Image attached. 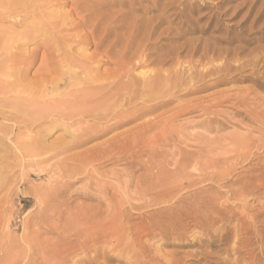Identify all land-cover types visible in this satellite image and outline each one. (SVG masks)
Here are the masks:
<instances>
[{
  "label": "bare ground",
  "instance_id": "obj_1",
  "mask_svg": "<svg viewBox=\"0 0 264 264\" xmlns=\"http://www.w3.org/2000/svg\"><path fill=\"white\" fill-rule=\"evenodd\" d=\"M56 1L58 4V2L63 0H15L14 3L12 2L13 3V5L11 6V8L13 9L12 11L14 12L20 11V12H17L19 13V15H17L15 28L12 29L9 28L5 30V29H1L0 27V46L4 47L5 44L11 43V46L16 49V52L11 53L12 55L10 56L1 55L0 57L3 61L0 62L3 63L4 60L6 59L5 60L7 61L6 69L10 68L9 77H11L12 80L15 78V81L13 83H9L8 80L3 82L2 80L3 77L2 76L0 77L1 78L0 80L2 81V84L0 82V96H2L3 98L2 99L0 97L1 100L2 101L6 100L4 101V104L6 103L7 105H12L10 110L14 112L13 114H15L17 118L20 120V122H23L26 127L28 128L38 127L40 129V134H41V131L42 132L53 131L56 130L58 126H61L65 129L66 132H68L71 135L74 141L79 142L80 144L81 143L84 144L85 142L88 141L92 142L99 139H100L99 141H102L101 139L111 131L113 132L118 131L122 127H126V125H130L133 122L140 121L141 123L135 126V128L128 130L127 132L120 133L119 135H113V137L111 136L112 138L109 137L110 139L106 141L104 144H102V142H99L100 143L99 146L100 145L101 146L98 148L96 147L98 146L97 144L95 146L96 148H94L93 145L94 150H92L89 153L87 150L88 154L83 153L84 155H88V156L84 157V155H82V157L84 158L80 157L81 159L72 160L78 163V165H76L74 169H72L73 173L74 172L77 173L82 170H84L83 171L84 173H87V169H89L88 168L89 166L95 167L94 163L97 162L101 163V161L102 162L104 161L105 163L112 162L116 158H117L116 160H119V162L121 159V162L123 163L127 162L128 160L130 161L139 160L140 161L139 164L142 167H144L146 171L150 173L147 178H144V180H141L139 179L140 177H138V181L140 185L144 184V189L142 190H144V192L147 193L146 195H148L147 197L149 199L150 206L160 207L163 205H167L168 207L169 204L179 205V203L182 202V196L180 192H182L184 188L179 189V186L182 187L184 182H188V184L191 182V179L193 178L194 175L188 171L190 168H192L196 173L201 171L202 173H204L210 168L216 166L217 164L219 163L221 164L222 159L220 158L210 159L208 157L209 154H214L215 152H219V151H225L226 153L230 154L232 157L239 158L240 156L245 155L244 151L248 148L246 138L242 136H234L228 138L226 140L227 141L226 143H221L214 140L211 146L198 145L192 152H184L179 150L177 154L176 153L174 154L176 160L173 163L172 170L166 168L167 165L166 162L159 164L154 163L157 156H159L160 153H162L161 152L162 148H166L171 145H174L178 141V139L182 136V132H180L177 129V121L182 116L191 114L193 111H201L207 116L212 117L208 120L209 123H213L219 127L221 123L219 120L215 119V117L221 115V108L223 107L224 104L225 105L230 104L235 108H241V107L249 108L251 101V98H249L250 95L247 93V90L246 92H243L244 89L239 91L238 93L234 92L236 93V95L234 94L232 96H230L231 94L229 92H226L227 94H230L228 96L222 95L223 93L222 94L216 93L213 96L211 95L212 99L208 100L209 99L208 98L207 99L208 101H205L204 98L202 100L198 98L201 100V101L199 100L201 102V103L199 102V104L196 103L194 104L193 99H191L193 101H190L188 99V102H184V101L182 102L180 98L182 99V97L205 91L207 89V85L206 86L204 85V81L207 79L209 80V78L215 76L218 77L223 76V74L229 76L232 73V70H235L236 72L242 69L245 70L246 68L249 67H252V71H253L252 74H256L258 67L261 68L260 66L262 64H263L262 67L264 68V54L262 55V57H260L262 53L261 54L259 53L258 55L256 54L257 56H253L252 60L248 59L245 65H241V66L234 65L239 62L238 60L242 55H245L248 52L245 46L248 43V39L241 38L237 46L231 47L232 44L235 42V39L233 37L216 38L215 36L217 35L215 34L220 32L221 30L219 20L215 21L214 15L209 16L210 12L208 13L204 12V10L211 9L210 5L196 4L195 2H193L194 0L193 1L183 0L180 2L181 3L180 6H182V8L179 11L173 12V14H169V11H171L173 7L171 4L172 2L169 3L168 0H153L152 3L151 2L149 3L152 6L149 7L147 6V8L142 7L143 4L142 0L137 4L138 5L137 7H135L136 5L133 6L135 3L133 2L134 4H131L132 2L130 0L128 3V10L126 11V9L122 7V9L124 8L123 9L124 12L121 9L123 13L117 15L116 13L112 12L111 9L112 6L110 5L111 3H100V2L91 3L88 0L90 2L89 3V2H85V0L84 1L73 0L72 7H74L73 12H75L74 14L75 16L73 15V13L71 14V16L73 15L76 18L74 19V21L72 20L73 21L72 22V21H68V17L70 15L67 16L66 19H64L65 17L64 16L62 21L60 22V25L65 27L66 30L70 32L68 33L69 38L65 39L64 34L61 35L63 37L60 36L61 37L60 38L57 35H55L56 32L53 37L51 36L54 31L53 29L57 26V23L53 20L54 12L56 10V7L58 6L53 4ZM125 1L126 0H124V2ZM225 2L228 1L219 0V3L217 4V7L215 9H218L217 11H219L220 14H222L227 18L237 19L241 17L240 18L241 28H244L248 24L251 17H252L251 20L252 23L250 25V28H248V31H253L257 27V25H259L262 21L264 22L263 0H244L242 4H239L232 8H223V4ZM260 2H263V4L258 8V4H260ZM11 8L9 7V9ZM139 12H144L145 14H148L149 12H160V15L154 16L152 18H145L140 15L143 18H139L140 16L139 17L137 16ZM145 14L144 16H146ZM10 18H12V16H10ZM59 19L57 21H59ZM177 19L180 20L178 25L183 24V26H188L190 32H200L207 34L209 33V31H211L212 28L209 39L208 40L198 39L195 42H185L179 46H168L165 45V43L161 44L162 40L166 39L165 36L172 31V25L175 23ZM204 20H207L206 22L207 24L200 28L199 25ZM69 24L71 25L70 27ZM18 25H21V29L19 27L20 30L16 29V26L18 27ZM262 25L264 26V24ZM58 34L60 35L59 32ZM49 37H51V39H49ZM37 40L38 41L40 40V43L38 44L46 45V47L49 48L50 50L54 49L56 51L58 49L55 52L56 54L55 53L52 54V59L48 61H46L45 55L43 56V61L41 67L38 69V72L41 74L43 73V75H49L55 72L56 74H58V76L56 79L54 78V80L43 79L42 81H40L41 85L40 86L36 85L35 87L34 86L35 84L33 85L25 84L23 77L24 76L26 77L27 73L29 72L26 70L32 66L35 59L37 61L36 58L37 54L35 49L38 48L39 45L30 54L26 53L25 46L29 42H38ZM86 44L89 45L91 44V46L92 45L94 46L95 49L94 57L86 55L85 53L86 49L85 50L83 49L86 48L85 47ZM74 45H79V47L81 46L85 54L83 53L81 54L78 53V55L74 54L75 52L73 53L72 51ZM223 45L226 46V48H224ZM22 47L25 51L20 50ZM70 50L73 54L69 52ZM253 53L254 52L252 53L250 52L249 54H253ZM104 63L109 64L108 67L106 68V71L107 72L110 70L112 71V73L109 74L108 76L107 75L101 76L103 74L101 75L98 74V70H97L98 67L100 65H103ZM186 67L190 68L188 72H186ZM136 70H141L144 72H141L140 74H135ZM78 76L80 77L78 78ZM9 77H7V79ZM234 78L232 80L235 82ZM244 80H249L254 83L257 82V80L253 77L246 79L244 78ZM223 81H224L223 79L220 80L219 81L220 84ZM219 82H217V84ZM62 86L64 87L63 90L61 89ZM176 93H179L180 95L176 96ZM177 101H179L178 104L176 103ZM254 101L256 102V99L255 100L252 99V112L249 113L252 117H254V119L256 118L259 121H261L262 129L260 130V133L263 134L264 110L259 111V108L262 106L264 107V101L259 100V102L256 103ZM260 101L263 103H261ZM42 102L44 103V105L39 106L42 104ZM174 103H176L177 105H175L173 108H170V106ZM158 111L160 112V114L157 116H153L154 113ZM18 135L19 134H17V136ZM38 137L40 136L35 137V136L27 135L25 137H17L16 140H18V142H16V144H22L23 146H25V148L23 149L20 148V150L25 149L22 152L24 158L27 157V159L28 158L33 159V157L36 155L35 153L38 151L40 147V140L38 139ZM261 137L264 138V135ZM258 143H259L258 145L252 147V150L254 149L262 150L264 148L263 139L258 140ZM16 144L14 145L16 146ZM0 145L7 148L1 138H0ZM18 146L19 145H17V149H19ZM72 156L70 155V157ZM48 159H43V160H48ZM40 165H42V163ZM92 171H94V169ZM81 174L82 172H80V175ZM85 175L87 176V177L85 176L86 182L91 180V182L87 184V188L93 187L92 182H94V184H97L98 181L95 182L93 179H91L90 176H88L87 174ZM113 175L117 176V173H113ZM76 179L77 181L79 180L78 178ZM82 179L84 180V178ZM119 180L122 181V179ZM107 183L110 186V183L109 182ZM117 183L120 187L123 188L124 191L128 189L130 184L129 182H126V184H122L121 182L118 181ZM99 184L101 183H98L97 185L99 186ZM112 189L113 188L110 189L108 187L102 186V190L101 191L98 190L99 191L98 194L102 199L101 201L102 205H99L100 207L96 206L97 207L96 209L93 207L89 209L82 208L81 210L82 212L80 214L81 215L80 222L79 219H77V217L79 218V216L78 215L76 216L75 214L76 212L75 213L72 212L75 214L72 215L76 216V219L74 220L73 223H76L75 221L78 220L79 226H85L87 224L85 220L88 221L89 223H91L90 221L93 222L96 220L95 223L98 221L96 226L98 225L100 229L96 233L98 234V236L100 235L102 241L101 240L100 242L98 241L99 244H95V245L94 242H92L93 244L91 245L90 244L91 240L89 239V237L91 238L90 235L92 234V231L90 230L82 231L79 230V228L77 230L76 227L73 229V231L75 230L73 232L74 238L78 237L79 238V239L77 238L78 240H80L81 238L84 239L86 238V239L83 242H79V241L72 242L73 240L70 241L71 238H68V240L63 239L62 242L59 243L57 241H54L60 244V246L56 244L57 247L59 246L58 249L55 245H53L54 248L55 247L57 248V250H55V253L53 252L52 254H50V256L53 255L51 259L52 258H58V259H53L51 263L54 260L55 262L56 260H59V262H61L62 264H73V263L77 264L76 262H74V260L77 259L78 262L79 258H74V257L75 255L77 257L79 256V254H82L85 256V258L81 261H83V263L85 262L84 264H91L93 261L91 260L90 255L93 253L94 255L95 254L97 255L99 252L98 251L99 248L101 250L100 246L104 244L105 245L111 244V240L114 237L115 240L118 239L117 243L120 244H122L121 242L124 243L123 244L124 246L122 248L125 247L126 238L125 239L123 238L124 241H121L123 240L122 236L126 235L124 234L125 229H123L125 226L124 225L125 210L124 207L120 204L119 199L117 198L118 196L117 194L119 193H116L114 190L112 191ZM119 191L121 192V189H119ZM55 192L56 191L54 190V195L56 196V194H58V191L56 192V194ZM229 193L230 196H232L233 199L237 201L241 200V198L243 197L246 198L247 196H252V194L254 193H258L259 194L258 198L260 200L261 199L263 200L264 173L260 176V178L258 177V179L253 181L250 180L249 182L243 184V186L238 188L237 190L232 189V191H229ZM59 195L62 196L61 194ZM55 198L58 197L53 196V199ZM135 198L137 197L135 196ZM65 202L68 201L65 200ZM42 204H44V202ZM182 205L184 206V204ZM75 209L76 208H74L73 210L75 211ZM188 209L190 208L188 207ZM228 209L229 207L226 206V211ZM240 214L244 216L243 210L240 211ZM201 215L202 214H200V216ZM181 216H188V215H181ZM233 216L236 217L237 213L230 211L228 212V214H226V217L223 220L229 222ZM83 217L85 220H83ZM245 218L246 217L244 216V223L242 229H238L237 228L239 226L238 225L236 227L237 229L234 230L235 231L234 244L237 245L239 244L238 248L237 249H234L235 247L232 248L230 252H227L228 255L231 252H233L234 254H240L242 251L250 250V247L252 245L250 243L251 238L249 237L247 238V234L252 233L251 230L252 227H250V225L248 224ZM67 220L70 221L71 219L70 220L67 219ZM81 220H83V223L81 222ZM195 221L197 222L196 225L203 231V233H211L212 231L214 232L215 230L214 223L212 225L210 224L209 226L205 222H201L200 219H198V216H196ZM129 223L130 222L128 221V225ZM91 224H94V222ZM93 227L91 228L93 229ZM157 227L160 226L157 225ZM132 228L133 227L130 226V230ZM138 229H136V231H138ZM164 230L166 231V229ZM168 230L169 229H167V231ZM152 231H153L152 229H146L144 231L139 232L136 236V238L138 236L139 238L135 239L134 240L135 242L132 244L134 245L136 243L139 244V242H142V240L140 239V233L141 234L144 233V236H151ZM165 234L167 233L165 232ZM242 236H246V237L241 238ZM37 244L35 243V245ZM38 248H41L43 250L42 253L43 255L42 258L40 259L41 262H39L36 259H33V261L30 260L31 263L49 264L50 263L49 262L50 258L48 259L49 255L48 256L45 255L49 247L43 248L41 245V247ZM130 248H132V246H130ZM262 249H264V243L262 244ZM127 250H129V248ZM34 253L35 252H33L32 254ZM39 254L40 253H38V255ZM134 255L135 256L133 257L130 256L131 257V259L129 260L130 262L137 263L139 260L142 259L147 260V258H149L147 256H146L147 258H144L145 256L143 254H142L143 257L141 255L136 256V253H134ZM250 256H252V253H250ZM139 257H142V259L141 258L139 259ZM71 258H73V261L71 260ZM224 260L223 263L220 264H231L230 262H226L227 260L225 261ZM243 261L245 262V260ZM138 263L140 264V261ZM241 263L242 262H238L237 264H241ZM144 264L147 263L144 262Z\"/></svg>",
  "mask_w": 264,
  "mask_h": 264
},
{
  "label": "rangeland",
  "instance_id": "obj_2",
  "mask_svg": "<svg viewBox=\"0 0 264 264\" xmlns=\"http://www.w3.org/2000/svg\"><path fill=\"white\" fill-rule=\"evenodd\" d=\"M14 1L15 0H5V1L0 0V27L1 29L6 30L9 28L10 29L15 28V25H16L15 22L17 20V15H19V13L17 12H20V11H16V12L12 11L13 9L11 8V6L13 5ZM72 1L73 0H63V1L58 2V4H57V1L53 3L54 5H58V6L56 7L57 11L55 10L54 16H53L54 17L53 20L57 23V26L53 29L54 31H53V34L51 35L52 37L54 36L56 32L55 35H57L58 37L64 34L65 39L69 38L68 33L70 32L67 31L65 27L60 25V22L62 21L64 16H65L64 19H66V17L70 15L68 17V21H72V20L74 21V19L76 18L74 17L75 12H73L74 7H72ZM89 1L91 3L93 2L111 3L110 5L112 6L111 7L112 12L119 15L124 12L123 10L124 8L126 9V11L128 10V3L130 0H126L125 2L128 1L127 3H125L124 0H116V1L115 0H89ZM89 1L85 0V2H89ZM140 1L141 0H131L132 3L131 2L130 3L131 4L135 3L133 6L136 5L135 7H137L138 6L137 4ZM152 1L153 0H144V1L142 0V3H143L142 7L147 8V6L148 7L152 6L149 4L150 2L152 3ZM168 1L169 3L172 2L171 4L173 7V9L169 11V14H173V12L179 11L182 8V6H180L181 5L180 2L183 0H180V1L168 0ZM226 1L228 2H225L223 4V8H232L244 2V0H226ZM193 2H195L196 4H200V5L202 4V5L211 6L210 10L207 9V10H204V12L206 13L210 12L209 16L214 15L215 21L219 20L221 30L220 32L215 34L217 35L215 36L216 38L233 37L235 39V42L232 44L231 47L237 46L241 38L248 39V43L245 45L248 51L246 53L247 55L246 54L242 55L238 60L239 62L234 64L235 66L245 65L248 59L252 60L253 56H257L259 53L260 54L262 53L260 56L262 57V55L264 54V29H263L264 26L262 25L264 24L263 21H262L263 23L261 22L259 25H257V27L253 31H248V28H250V25L252 23L251 21L252 17L250 18V21L248 22V24L244 28H241L240 27L241 17L237 19L227 18L223 16L222 14H220V12L217 11L218 9H215L217 7V4L219 3V0H194ZM262 4L263 2H260V4H258V8L262 6ZM9 7L11 9H9ZM122 7L124 8L122 9ZM121 9L123 12L121 11ZM72 13L74 16L73 15L71 16ZM144 14H145L144 12H139L137 16L139 17L141 15L145 18H152L154 16H159L160 12H149L148 14H145L146 16H144ZM10 16H12V18H10ZM141 16L139 18H143ZM58 19L59 21H57ZM179 22H180L179 19L175 21V23L172 25V31L168 33L169 35L167 34L165 36L166 39L165 40L163 39L161 44L165 43V45H168V46H179L185 42H195L198 39L208 40L211 35L210 32L212 31V28H211V31H209V33L207 34L200 33V32H190L188 29V26H183V24L178 25ZM206 22L207 20L202 21L199 25L200 28L205 26L207 24ZM70 26L71 25L69 24V27ZM19 27L21 29V25H18V27L16 26V29L20 30ZM58 32L60 33V35L58 34ZM49 39H51V37H49ZM38 43H40V40L38 42H29L25 46L26 53L30 54L39 45V47L35 49L36 54H37L36 55L37 61L35 59L32 66L29 67L30 70L29 69L26 70V71H29L28 73L26 72L27 75L25 73L26 77L25 76L23 77L25 84L27 85L35 84L34 85L35 87L36 85L40 86L41 85L40 81H42L43 79L54 80V78L56 79L58 76V74H56L55 72L49 75H43V73L41 74L38 72V69L41 67V64L43 61V56L45 55L46 57L45 59L46 61H48L52 59V54H54L58 50L57 49L55 51L54 49H51L52 50L51 51L49 48L46 47V45H43V44L40 45ZM11 47H12L11 43L5 44L4 47L0 46V50H1L0 56L1 55L10 56L12 55L11 53L16 52V49L14 47L12 48ZM85 47L86 48H83V49L84 50L86 49L85 50L86 55L94 57L95 56L94 46L93 45L91 46V44L90 45L86 44ZM223 47L226 48V46L224 45ZM83 49L81 48V46L79 47V45H74L73 50L72 49L71 50L73 51V53L75 52L74 54L78 55V53L85 54ZM20 50L25 51L23 47ZM71 50L69 51L70 53H72ZM250 52L251 53L254 52V53L249 54ZM5 60L3 63H1L3 60L0 57V61H1L0 67L3 68V69L0 68L1 69L0 77L1 76L3 77L2 78L3 82L8 80L9 83H13L15 81V78L12 80V78L9 77L10 68L6 69L7 61ZM108 65L109 64L107 63L100 65L101 67L99 66L97 69L98 74L99 75L103 74L101 76H106V75L108 76L109 74H111L112 73L111 70L108 72L106 71V68L108 67ZM262 65L260 66L261 68L258 67L256 74H252L253 73L252 67H249V68H246L245 70L242 69L236 72L235 70H232V73L229 76L228 75L226 76L223 74V76H219V77L215 76V77L209 78V80L207 79L208 81L207 80L204 81V85L205 86L207 85V89L205 91L182 97V99L180 98L182 102L183 101L188 102V99H189L190 101L194 100L193 101L194 104L195 103L199 104V102L203 98L205 101L211 100L212 96L216 93H221V94L223 93L222 95L224 96L225 95L228 96L231 94L230 96H232L234 94L236 95V93L234 92L238 93L239 91L244 89L243 92H246L247 90V93L250 95L249 98H251V101H250L249 108H245V107L235 108L231 106L230 104H227V105L224 104L223 107L221 108V115H219L218 117H215V119L219 120L221 123L219 127L213 123H209L208 120L212 117L207 116L201 111H193L191 114L182 116L177 121V129L180 132H182V136L178 139V141L174 145H171L172 147L169 146L166 148H162L161 150L162 153H160V155L157 156V158L154 161L155 164L166 162L167 164L166 168L169 170H172L173 163L176 160L175 159L176 157L174 154L175 153L177 154L179 150L184 151V152H192L198 145L211 146L214 140L217 142L226 143L227 142L226 140L228 138L234 137V136L245 137L248 148L244 151L245 155L240 156L239 158L232 157L230 154L226 153L225 151H219V152H215L214 154H209L208 157L210 159L220 158L222 159V162L221 164L220 163L217 164L216 166L210 168L204 173H202V171L196 173L192 168H190L188 171L194 175L193 178L191 179V182L189 184L188 182H184L182 187L179 186V189L184 188L183 191L180 192L182 196V202L179 203V205L169 204L168 207L167 205H163L160 207L150 206L149 199L147 197L148 195H146L147 193H145L144 190H142L144 189V184L140 185L138 181V177H140L139 179L144 180V178H147L150 173L146 171L144 167H142L139 164L140 163L139 160H132V161L128 160L127 162L123 163L121 162V159L119 162V160H116L117 159L116 158L112 161L113 163L112 162L105 163L104 161H103L104 163L102 161L101 163L100 162L94 163L95 167L89 166L88 167L89 169H87V173H84L83 172L84 170L79 171L77 173L72 172V169H74V167L78 165L77 162H74L72 160L81 159V158H84L85 156H88L84 154H88L89 152L94 150V148L100 147L101 145L99 146L100 144L99 142H102V144H104L106 141L112 138L113 135H119L120 133L127 132L128 130L135 128V126H137L140 123V121L133 122L130 125H126V127H122L118 131L109 132L108 133L109 135L107 134L105 137L101 139L102 141H99L100 140L99 139V140H95L92 142L88 141V142H85L84 144L82 143L80 144L79 142L74 141L71 135L68 132H66L65 129L61 126H58L56 130H53V131H46V132L41 131V134H40V129L38 127H31V128L26 127L25 124L23 122H20L17 116L13 114L14 112L10 110L12 105H7L6 103L5 105L4 101L6 100L2 101L1 100L2 96H0L1 97L0 98L1 100L0 101L1 102L0 103V110H1L0 111V138L2 139L3 143L7 147L5 148L2 145H0V201H1L0 202V264H12V263L13 264H30L31 261H33V259H36L39 262H41L40 259L42 258L43 250L41 248H38V247H41V245L43 248L49 247L45 254L46 256L49 255L48 256V259L50 258L49 264H59V263L62 264L61 262H59V260H56V262L54 260L53 261L54 263L53 262L51 263L53 259H58V258L51 259L53 255L50 256V254H52L53 252L55 253V250H57V248L60 246V244L58 243L62 242L63 239L68 240V238H71V240L70 239L69 240L70 241L73 240L72 242H77V241L83 242L86 239V238L85 239L81 238L80 240H78L79 239L78 237H77L78 239L74 238L73 232L75 230L73 231V229L76 227H77L76 228L77 230L79 228V230H82V231H89V230L92 231V234L90 235L92 239L89 237V239L91 240V242L89 240L90 244L92 245L93 244L92 242H94V245L99 244L98 241L100 242V240L102 241V239L100 235L98 236V234L96 233L100 229L98 225L96 226L98 221L96 223H95L96 220L93 221L95 224L94 225V224H91L93 223L92 221H90L91 223H89L83 217V220L87 222L86 225L84 222V225L86 227L79 226L78 220L75 221L76 223H73V222L76 219L77 215L79 216V218L77 217V219H79V222H80V216H81L80 214L82 212L81 211L82 208L89 209L93 207L96 209L97 208L96 206L100 207L99 205H102L101 204L102 199L98 194V192L102 190V186L108 187L110 189L113 188L112 191L114 190L116 193L120 194V195L117 194L118 195L117 198L119 199L120 204L124 207V210H125V214H124V225L125 226L123 225L124 226L123 229H125L124 234L126 235L122 236V239L126 238L125 247L122 248L124 246L123 245L124 243L123 242H121L122 244L117 243L118 239L115 240L114 239L115 237H114L111 240V244H106V245L104 244L100 246L101 250L99 248L98 250L99 252L97 254L98 256L96 254L95 256L94 253L90 255L91 260L93 261L91 264H139L138 263L139 261H140V264H144V262L147 264H220V263H223L224 259L227 260L226 262H230L231 264H237L238 262H242L241 264H244V263L245 264H250V263L251 264H264V249H262V244L264 243V213H263L264 212V199L260 200L258 198L259 194L254 193L252 194V196H247L246 198L243 197L241 198V200L237 201V200H234L233 197L230 196V193H229V191H232V189L237 190L238 188L242 187L243 184L249 182L250 180L253 181V180L258 179V177L260 178V176L264 173L263 172L264 171V148L262 150L261 149L252 150V147L259 144L258 140L260 139L264 140V138L261 137L264 135V133L263 134L260 133V130L262 129V123L261 121H259L256 118L254 119V117L250 115V113L252 112V99L254 100L256 99V102H259V100L264 101V68L262 67ZM147 70H150V69H147ZM189 70L190 68L186 67V72H188ZM136 71H135V74H140L141 72H144L141 70H136ZM7 77L9 78L7 79ZM79 77L80 76H78V78ZM251 77L255 78L257 82L254 83L249 80H244V78L246 79V78H251ZM233 78L235 79L236 83L232 80ZM222 79L224 81L220 84L219 81ZM0 82L2 84L1 80ZM217 82L219 83L217 84ZM61 89L63 90L64 87L62 86ZM226 92H229L230 94H227ZM178 95L180 94L176 93V96ZM198 98H200L201 100ZM179 101H177L176 103L178 104ZM176 103L172 104L170 108H173L175 105H177ZM43 105L44 103L42 102V104L39 106H43ZM262 110H264L263 106L259 108V111H262ZM159 114L160 112L158 111L154 113L153 116H157ZM144 121H141V122H144ZM263 125H264V122H263ZM17 134H19L20 136L19 135L17 136ZM27 135L35 136V137L40 136L38 137V139L40 140V147L38 151L35 153L36 155L33 157V159L32 158L27 159V157L24 158V156L22 155V152L25 149L24 150L22 149L25 148V146H23L22 144H16V142H18V140H16L17 137H25ZM14 144H16V146ZM96 144L98 146H96ZM17 145H19L18 146L19 149H17ZM93 145H94V148H93ZM20 148H22L21 149L22 151L20 150ZM87 150H88V153H87ZM77 154H79L80 156ZM70 155L71 156L73 155V156L70 157ZM82 155H84V157H82ZM43 159H48V160H43ZM40 160H41L42 165H40L41 164ZM93 169L94 171H92ZM80 172H82L81 175H80ZM113 173H117L118 177L114 176ZM85 174L90 176L91 179H93L95 182L98 181L97 184L98 183H101V184H99L98 186L97 184H94V182H92L93 187L87 188V184L90 183L91 180L86 182L85 179L87 176ZM200 175L201 176L203 175V176L201 177ZM81 177L84 178V180ZM113 177L114 178L116 177L118 180L116 178L114 179ZM74 178L75 179L78 178L79 179L78 181L80 180L81 181L78 182L77 179L75 180ZM119 179H122V181H120ZM116 180L121 183L124 181L129 182L130 183L128 187L129 190L126 189L124 191L123 188L118 185ZM107 182H109L110 186L112 187H110ZM126 182L122 184H126ZM116 185H118L119 187ZM61 189L62 190L64 189L63 190L64 192ZM119 189H121V192L119 191ZM54 190L56 192L58 191V194H56L55 192L56 196L54 195ZM59 194H61L62 196H60ZM53 196L58 197V198L53 199ZM135 196L137 198H135ZM210 199L212 200V203ZM40 200L42 203L44 202V204H42ZM65 200L68 202H65ZM182 204H184V206ZM205 205L208 207H206ZM226 206L229 207L227 211H226ZM188 207L190 209H188ZM197 207H198V210H197ZM66 208L68 209V212ZM74 208H76L75 211L73 210ZM242 210H243L244 216L246 217L245 219L247 220L250 227H252L251 228L252 233L247 234V238L248 237L251 238L250 243L252 245L250 247V250L248 251H242L240 254H234L233 252H231L228 255L227 252H230L231 249L234 247H235L234 249H237L239 245V244L238 245L234 244V238H235L234 230H236L237 228L242 229V226L244 223V216L240 214V211ZM230 211L237 213V216L236 217L233 216L229 222L223 220L226 217V214H228V212ZM72 212L74 213L76 212L75 213L76 216H73L75 214ZM199 213L202 215L200 216ZM181 215H188V216H181ZM196 216H198V219H200L201 222H205L209 226L210 224L212 225L214 223L215 225L214 232L212 231L211 233H203V231L196 225L197 224V222L195 221ZM67 219L69 220L71 219L70 220L71 222L68 221ZM83 220H81L82 223H83ZM128 221L130 222L129 225H128ZM67 222L69 223V225ZM80 225H83V224H80ZM157 225H159L160 227H157ZM130 226L133 227L131 230H130ZM91 227H93V229L94 228L95 229L97 228V229L93 230ZM158 228H161V229H158ZM243 228H246V227H243ZM127 229L130 231H128ZM136 229H138V231H136ZM146 229H152L153 230L152 235L144 236V233L143 234L140 233V239L142 240V242H139V244L136 243L133 245L132 243L135 242L134 240L139 238V236L136 238L137 234ZM164 229H166V231ZM167 229L169 230L167 231ZM69 230H72V231H69ZM171 230L173 231V233ZM66 231L68 234L66 233ZM164 231L167 234H165ZM244 237L246 236H242L241 238H244ZM124 239L121 241H124ZM54 241H57L58 243ZM34 242L38 244L35 245ZM56 244L59 246L57 247ZM53 245H55L57 248L56 247L54 248ZM44 246H47V247H44ZM130 246H132V248L134 249L130 248ZM128 248L129 250H127ZM33 252L35 253L32 254ZM38 253L40 254L38 255ZM134 253H136V256L141 255L143 257L144 255L145 256L144 258H147V257L149 258H147V260L145 259L143 260L142 257H139V259L141 258L142 260L138 259L139 261L137 263L130 262L129 260L131 259V257L135 256ZM250 253H252V256H250ZM127 254H130V255H127ZM81 255L82 254H79V256L77 257L75 255L74 258H79V259H78V262H77V259L74 260V262H76L77 264H80V263L84 264L85 262L83 263V261L81 260H83L85 256L84 255L81 256ZM128 256H129V259H128ZM71 260L73 261V258H71ZM243 260H245V262ZM250 260L251 261L254 260V261L251 262Z\"/></svg>",
  "mask_w": 264,
  "mask_h": 264
}]
</instances>
